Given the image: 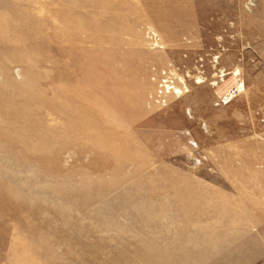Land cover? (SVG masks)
<instances>
[{"label":"rangeland","instance_id":"374dc122","mask_svg":"<svg viewBox=\"0 0 264 264\" xmlns=\"http://www.w3.org/2000/svg\"><path fill=\"white\" fill-rule=\"evenodd\" d=\"M117 2L135 33L0 41L8 135L46 158L0 144V264L31 245L51 264L264 262V0Z\"/></svg>","mask_w":264,"mask_h":264},{"label":"bare ground","instance_id":"6f19581e","mask_svg":"<svg viewBox=\"0 0 264 264\" xmlns=\"http://www.w3.org/2000/svg\"><path fill=\"white\" fill-rule=\"evenodd\" d=\"M6 1H7L6 3H3V5L0 6V41L2 42L4 41V43H6L7 41L10 42L16 41L17 38L15 34L23 31L26 39L32 37L40 38L39 37L40 35L47 32H50L52 34L50 35L51 37L56 38L57 34L55 30L64 32L66 34H70V32H72V30H70V27L77 25L81 26L82 28H87L88 30L96 29L97 32H102V31L104 32V30L108 29L112 33L116 34L122 28L124 29L125 33L133 34L136 32V29L128 26V24H131L129 23V21L131 22L136 20V18L138 17L137 16L138 13L136 14V17L133 16L135 14L128 15L122 13L121 15L120 12L119 13L117 12V10L122 9V5L120 6L117 0H6ZM98 7H100L101 10L98 9ZM131 8L132 10L135 11L137 7L134 8L131 5ZM9 27L14 29L13 30L14 35L6 34V29ZM75 33H77L78 36H72L71 45L68 46L73 50H77V48L71 47L72 45H77V43H82V40L80 39L82 38L80 32L76 31ZM99 42L100 41L96 40V44ZM63 56L66 58L68 62L66 60L63 61L62 62L64 63L63 65H60L58 62H55L53 66L54 71L61 69L65 71V73H67L69 66L73 64L72 61L68 59H73L75 55L69 52H63ZM40 61H41L40 57H36L35 65H37V63H41ZM78 67L82 70V72L84 71L83 64L78 65ZM88 76H89V70H86L84 76L79 80L77 86L86 87L87 85L85 79ZM57 85L59 88L64 89V95L66 97H67V93H71V91L75 89V88L65 87V84L59 78L57 79ZM50 88L54 89V87L52 86ZM41 91L43 93L46 92L44 89H41ZM57 103L60 109H63L65 107V103L63 101H58ZM42 105H44V101ZM45 105H49V104H45ZM6 122H7L6 118L3 116V114H0V125L2 128L0 129V144H2V146L6 145L7 141L11 142L14 145V147L18 145L19 146L18 153L20 155L17 156L22 155L23 158L28 161L29 160L32 161L33 156H35V158L37 159L38 158L46 159L44 158L45 148L43 147L42 144L41 145L36 144L37 146L34 145L33 152L29 154L28 149L32 145V143H29L27 140L19 141V139H17L16 136L13 135V133L8 135L10 129V128L8 129V126L10 125L11 122L8 123ZM66 122L67 124L70 122L68 118ZM70 128L72 129V131L73 129L76 128V123L74 121L71 122L70 125L68 126L66 125L65 130H67L68 132ZM65 130L63 129L61 131H65ZM69 131L72 132L71 130ZM97 132H98L97 129H95V131H90V130L87 131V139H89L87 145H90L91 141L93 143L96 140L109 144L108 138L106 137L104 138L101 133L97 135ZM56 134L58 135V137L63 135L61 133L60 134L56 133ZM73 135H74L73 133L66 135L67 136L66 139H71ZM9 150L11 151L12 148H9ZM6 155L7 154L0 153L1 157H6ZM17 156L15 157L17 158ZM41 165L42 166L44 165V161L42 160H41ZM188 203L190 207L198 206V204L196 202H193L191 198H188L187 204ZM204 223L207 222L204 220ZM192 224L193 221H191L190 223V228ZM197 234L198 233H196V235ZM189 241L190 240H185V239L181 240L180 246L188 247L190 244L188 243ZM179 248L181 249V247ZM204 250L200 251L201 254L204 253ZM23 251L25 252V257H22V259H23V263L25 264H44V263L51 264L52 257L47 256L43 250L36 248V246L34 245H31L30 247L28 246L24 247ZM197 253L199 254L198 251L195 252V254ZM160 258L163 257L160 255ZM194 258H192L193 261H195ZM195 263L196 262H194L193 264ZM158 264H160V262Z\"/></svg>","mask_w":264,"mask_h":264},{"label":"crops","instance_id":"0c3cea01","mask_svg":"<svg viewBox=\"0 0 264 264\" xmlns=\"http://www.w3.org/2000/svg\"><path fill=\"white\" fill-rule=\"evenodd\" d=\"M258 264H264V262H262V263L260 262V263H258Z\"/></svg>","mask_w":264,"mask_h":264}]
</instances>
